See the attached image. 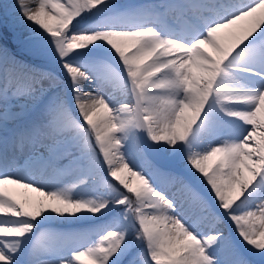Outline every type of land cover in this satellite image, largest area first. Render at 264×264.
Masks as SVG:
<instances>
[{
    "label": "snow or ice",
    "instance_id": "1",
    "mask_svg": "<svg viewBox=\"0 0 264 264\" xmlns=\"http://www.w3.org/2000/svg\"><path fill=\"white\" fill-rule=\"evenodd\" d=\"M0 18L31 58L0 44V264H264V0H4Z\"/></svg>",
    "mask_w": 264,
    "mask_h": 264
},
{
    "label": "bare ground",
    "instance_id": "2",
    "mask_svg": "<svg viewBox=\"0 0 264 264\" xmlns=\"http://www.w3.org/2000/svg\"><path fill=\"white\" fill-rule=\"evenodd\" d=\"M165 2H172V0H166ZM147 4H150V3H147ZM151 4H152V2H151ZM115 94H116L118 99H122L119 96L118 93H115ZM27 152H28V150L25 149L23 152H18L16 154L17 160L19 161L20 164L24 163V160L26 159V156H27ZM213 160H215V157L213 158ZM12 170L15 171V169H12ZM32 174L37 176V177H39V175L41 173L34 171ZM124 175L126 176V178L131 179L130 172L126 171L124 173ZM60 179L64 180L67 183H71L72 182L71 178L67 177V176L61 177ZM59 186L63 187L64 185L63 184H59ZM5 187L10 191V193L13 196H15L20 201L24 202L26 207L34 208V207L38 206V204H39V202L41 200H43L46 204L50 202L48 197H45V196L42 195V193L35 192L32 189H30V188H25V187H22L20 185H15V184H8ZM45 190L47 191L49 189H45ZM173 190H175V189L173 188ZM94 227H95L94 225H85L83 228H77V227H74V226H70V225H67V224H60L59 222L53 221L51 223V225H50V231H52L53 233H57V232H65V233H67V232H73V231H87L89 233L87 238L90 240V239H94L95 238V236L92 235ZM50 243H52L55 246L57 244V241L55 239H53V240L50 241ZM45 259L50 261V260L54 259V257L47 256V257H45ZM83 259H84V262L87 263V257H85Z\"/></svg>",
    "mask_w": 264,
    "mask_h": 264
},
{
    "label": "rangeland",
    "instance_id": "3",
    "mask_svg": "<svg viewBox=\"0 0 264 264\" xmlns=\"http://www.w3.org/2000/svg\"><path fill=\"white\" fill-rule=\"evenodd\" d=\"M165 1L166 0H115L117 4L126 8L135 7V5H146L147 3L151 4V2L152 4L158 5L161 3H165ZM3 2L4 0H0V3ZM25 33L26 27L23 24H19L15 28H13L10 21L0 18V44H3L10 51H12L16 56H18V59H25L28 63L30 62L31 58L29 57L27 50L23 45ZM129 181L130 183H133L134 186L138 183V181L133 177H131Z\"/></svg>",
    "mask_w": 264,
    "mask_h": 264
}]
</instances>
